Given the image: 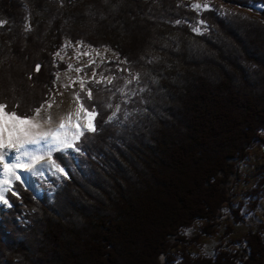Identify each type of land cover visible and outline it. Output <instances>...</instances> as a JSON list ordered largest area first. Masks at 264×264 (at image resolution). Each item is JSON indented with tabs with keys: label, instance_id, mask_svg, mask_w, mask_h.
<instances>
[{
	"label": "trees",
	"instance_id": "obj_1",
	"mask_svg": "<svg viewBox=\"0 0 264 264\" xmlns=\"http://www.w3.org/2000/svg\"><path fill=\"white\" fill-rule=\"evenodd\" d=\"M215 7L199 14L189 0H0L8 110L19 104L18 114L31 115L49 100L68 65L54 53L67 39L110 48L128 61L122 69L140 74L125 96L122 84L88 83L93 99L84 104L96 106L97 131L76 143L80 151L52 155L67 176L42 181L41 197L14 183L18 195L0 205V264H264L254 231L214 256L188 250L219 232L225 206L243 221L245 203L233 207L229 183L264 145V9L250 16ZM198 21L208 24L203 34L193 31ZM107 103L120 104L118 120L106 122ZM245 195L256 211L264 171ZM196 220L205 223L187 238L182 230Z\"/></svg>",
	"mask_w": 264,
	"mask_h": 264
},
{
	"label": "snow or ice",
	"instance_id": "obj_2",
	"mask_svg": "<svg viewBox=\"0 0 264 264\" xmlns=\"http://www.w3.org/2000/svg\"><path fill=\"white\" fill-rule=\"evenodd\" d=\"M62 3V0H61ZM194 7L199 10L202 7L207 9L210 7L209 4L204 5L195 4ZM257 8L264 9V4L256 5ZM180 23V21H176ZM203 24V21H200ZM26 30H31L30 27ZM193 31L200 32L199 27H194ZM83 41H77L76 44H72L71 41H66L62 46L61 50L54 53V58L59 57L63 61L64 56L61 52L67 47H72L76 51L77 59L80 55L90 56V52H79V47H83ZM91 49V45L88 46ZM96 51L97 55H100L99 51ZM105 51H110V49L105 48ZM119 60V57H117ZM151 62V61H149ZM96 63L94 59H90L88 65L77 67L75 71L80 73L83 71V67H90L92 64ZM104 63V60H101ZM112 63V61H108ZM122 64H128L126 59L119 61ZM73 69L72 64H68L66 68L67 71ZM36 72L40 71V65L38 64L35 68ZM117 71H128L131 73L130 69H122L117 64ZM56 81L60 79V73L55 74ZM97 73L93 70L91 77L87 81L83 77H77V79H70V83L62 85L64 88H74L76 83H79L80 91H74L72 93V103L76 107L62 116L58 122L53 120L50 109L53 106L54 98H49L40 107L31 109L32 114L28 113L18 114L16 108L19 104L12 106L11 110H8V105L5 102H0V203L11 206L9 201L5 198L7 193H12V195H18L17 192L13 191V185L16 181L21 184L24 180L21 179V170H24L26 175L24 179H28L31 175H42L43 170L46 167H52L50 163L48 165H39V161L43 160L45 156L51 157L53 151H63L68 148H73L76 151H80L75 145L82 137H85V133H94L97 131L95 125V117L99 115L96 110V106L92 105L91 109L86 107L84 104L85 97L91 101L93 99V93L91 88L86 89V83L95 82L97 84L107 82L111 84L114 77H105L103 73H100L99 79L96 78ZM32 77L29 76V79ZM133 79L139 81L140 74L135 73ZM55 83V81H54ZM127 83H132V80H128ZM118 91L123 92V89H118ZM141 92L144 91L143 88L140 89ZM85 95L82 96L81 93ZM63 95V93H60ZM128 101H124L127 103ZM106 109H111V114L107 117L106 122H112L113 120H118V114L121 111L120 104L113 106L112 103H107L104 105ZM44 113L42 115L41 113ZM63 171V169H58Z\"/></svg>",
	"mask_w": 264,
	"mask_h": 264
},
{
	"label": "rangeland",
	"instance_id": "obj_3",
	"mask_svg": "<svg viewBox=\"0 0 264 264\" xmlns=\"http://www.w3.org/2000/svg\"><path fill=\"white\" fill-rule=\"evenodd\" d=\"M191 6L195 9L196 12L203 13L206 9L201 8L197 10L194 5L195 4H201L204 5L205 3L209 4L210 7L207 9H214L215 4H219L220 9L223 13L227 11H235L236 13H241L245 15H257V12L261 8H257L255 6L254 9H250L247 7H241L237 5H227L224 4L223 1L220 0H189ZM259 5V4H258ZM194 27H199L200 32H195L197 34H203L204 31L207 30V22H204L203 24L198 21L197 23H193ZM67 41H70L67 39ZM74 44V43H72ZM89 45L84 43L83 47H79V52H90L91 55H80L77 59L76 51L72 47H67L64 49V51L61 52V55L64 56L63 61L67 64H72L73 69L71 71H59L60 73V79L59 81H56L55 79V88L52 91V95L50 98H54L53 106L50 109L51 115L53 117V120L58 122L59 119L67 114L68 112L72 111L76 105L72 103V93L74 91H80L79 83H76L74 88H64L62 85L70 83V79L75 80L77 77H83L85 81L88 80L89 77H91L93 70L97 73V79L100 77V73H103L105 77H114L111 84H108L107 82L100 83L105 86H115L120 87L123 89L122 94L124 96L130 92V85L136 81L133 79L132 73H129L128 71H117V64H119V67L122 68V63H119L120 59L117 60L118 55L110 49V51H105V48L98 49L97 47L91 49L88 47ZM92 49H96L99 51L100 55H97L96 51H92ZM58 60H60L59 57H57ZM94 59L96 63L92 64L90 67H83V71L80 73H77L75 71V68L82 67L85 65H88L89 60ZM104 60V63H101V60ZM61 61V60H60ZM108 61H112V63H108ZM122 61V60H121ZM132 80V83H127L128 80ZM88 88V83H86V89ZM133 91V89H132ZM60 93H63V95H60ZM69 103L71 106H69ZM44 115V113H41ZM264 135V132H263ZM64 151H74L73 148H68L63 151H54L55 152H64ZM52 153V155L54 154ZM51 155V157H53ZM46 158H50L45 156ZM59 169V168H58ZM239 177L234 176V178L231 179L229 183V192L232 195L235 204L233 207H236L239 205L240 201L244 202V206H242L241 213L243 215V221L235 222L234 217L232 216L231 210L228 206H225L223 208V216L220 218L221 224L219 226V232L216 234L211 235H203L201 237V241L193 243L189 246L188 250L193 255H209L214 256L216 252V247L218 245L225 246L227 249H235L236 247L240 246L238 242H233V240L237 239H243L244 235L250 231H254V233H258L260 237L262 238V241L264 243V195H262L259 199V206L257 210H251L250 209V198L245 195V192L253 187L256 184L257 179L261 177L262 172L264 171V145L263 144H256L248 154V157L246 160H243L240 162L239 165ZM66 170L63 169V171L54 170L53 172L47 173L42 176H36L35 177V183L38 187H35V194L38 197H41L42 193V187L41 182L49 181V179L52 177L58 178L59 174L66 173ZM19 182V181H18ZM25 186V183H23ZM26 187V186H25ZM6 198V197H5ZM7 199V198H6ZM0 205H5L3 203H0ZM205 223V221L196 220L194 226L190 227V229L184 228L182 230V233L186 235L187 238H191L195 236L199 231H201L202 225ZM232 225L234 231L230 232L227 235V229L228 226Z\"/></svg>",
	"mask_w": 264,
	"mask_h": 264
},
{
	"label": "bare ground",
	"instance_id": "obj_4",
	"mask_svg": "<svg viewBox=\"0 0 264 264\" xmlns=\"http://www.w3.org/2000/svg\"><path fill=\"white\" fill-rule=\"evenodd\" d=\"M69 106H71V104L69 103ZM54 153V151L52 152ZM52 155V154H51ZM52 164L53 166L52 167H46L44 170H43V173L42 175H45L47 173H50V172H53L54 170H58V167L57 165L53 162V159L52 157L50 158H44L43 160L39 161L37 167H39V165L43 164V165H48V164ZM26 175V173L24 172V170H21V179L24 180V183H25V186L28 187V188H31L32 190H35V187H38L35 183V177L37 175H31L28 177V179H24V176ZM40 175V176H42Z\"/></svg>",
	"mask_w": 264,
	"mask_h": 264
}]
</instances>
